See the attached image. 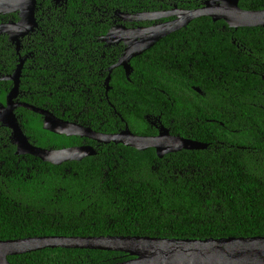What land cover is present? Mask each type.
Segmentation results:
<instances>
[{
    "label": "trees",
    "instance_id": "obj_1",
    "mask_svg": "<svg viewBox=\"0 0 264 264\" xmlns=\"http://www.w3.org/2000/svg\"><path fill=\"white\" fill-rule=\"evenodd\" d=\"M166 1L192 10L209 0ZM140 7V0H68L63 10L47 2L39 11V29L27 40V50L57 65L53 57L74 55L68 44H102L100 39L112 29L114 11L146 10ZM240 7L264 10V0H240ZM18 20V14L0 16V24ZM10 44L8 36L0 37V56H16ZM6 65L11 73L12 63ZM132 65L131 81L124 73L113 75L114 91L127 90L128 95L111 94L131 128L148 129L145 115L157 114L174 135L207 149L183 150L164 159L154 152L128 150L123 160L100 153L55 166L17 155L11 131L0 124V241L49 236L264 237V28L235 30L223 21L200 18ZM79 66L82 72L88 69L85 63ZM31 73V78L22 80L23 89L31 90L27 103L45 109L62 97L68 102L74 99L59 90L61 76L52 78L60 75L58 69L51 66ZM83 77L74 81H85ZM62 79L71 80L66 74ZM6 89L8 85L0 83V104L6 102ZM75 94L80 109L97 102L98 95ZM77 110L64 114L73 119ZM51 111L62 117V111ZM17 116L35 146L62 150L79 142L44 130L43 117L27 109H20ZM83 117L91 120L93 111ZM130 259L119 252L57 248L9 261L116 264Z\"/></svg>",
    "mask_w": 264,
    "mask_h": 264
},
{
    "label": "water",
    "instance_id": "obj_2",
    "mask_svg": "<svg viewBox=\"0 0 264 264\" xmlns=\"http://www.w3.org/2000/svg\"><path fill=\"white\" fill-rule=\"evenodd\" d=\"M60 3L62 0H54ZM39 0H0V16L18 14V22L0 24V36H8L18 47L22 41L34 34ZM177 16L173 22L153 27L128 29L115 26L100 39L104 44H124L125 53L115 67H124L127 76L132 74L131 62L154 48L168 36L186 28L196 19L209 17L214 22L225 21L233 29L264 28V10L246 11L240 7V0H210L203 9L186 12L146 13L135 17L123 16L130 22H150ZM19 50V49H18ZM24 60H20L14 74L2 81L13 82L6 104L0 105V124L11 131V141L17 148V155H30L46 163L61 166L64 163L82 161L96 155L93 148H68L62 150L44 149L33 145L25 134L16 111L27 109L43 117L44 130L67 137H86L99 143H116L136 148L140 151L156 149L159 158L183 150L200 151L207 145L181 136L173 137L163 127L157 138L134 135L130 129L119 135L95 133L92 129L70 123L56 117L52 112L26 103H16L20 94L21 75ZM114 67V68H115ZM110 79L107 81L109 85ZM201 93L200 89H196ZM79 249L105 252H119L131 256L125 262L116 264H264V237L223 238V239H162L149 237H40L23 240L0 241V264H12L10 257L24 255L45 249Z\"/></svg>",
    "mask_w": 264,
    "mask_h": 264
},
{
    "label": "flooded vegetation",
    "instance_id": "obj_3",
    "mask_svg": "<svg viewBox=\"0 0 264 264\" xmlns=\"http://www.w3.org/2000/svg\"><path fill=\"white\" fill-rule=\"evenodd\" d=\"M140 1L143 4V7H140V9H146L144 12H140V11L123 12L121 10L114 11V17H113L114 21L110 29L118 25L125 26L128 29L138 28V27H153L155 25H159V24H163L167 22H173L178 19L177 16H174L171 18L150 21V22H130L129 20H123L120 17V15L135 17L141 14H146V13H161V12H172V11L180 13L183 11L184 12L194 11V10H199V9L204 8V6H202L201 8L192 9V10L179 8L176 4L172 3L173 1H170L167 3L166 0H140ZM47 2H50L56 9H63V10L66 9L67 4H68V0H62L60 3H56V1L54 0H39L37 19H38L39 11L43 8V6H45V4H47ZM165 3L168 8H164ZM108 11L110 10H107L106 12ZM203 18H209V17H203ZM211 20L213 21V19ZM217 22H221V21H217ZM217 22H214V23H217ZM37 31L34 34H36ZM32 35L25 38L22 41V44L20 45V47H18L16 44L9 45V48L14 49V52L16 55L15 57L0 56V83L8 85V89H6L7 90L6 96H8V94L11 92L14 84L13 82L2 81V79L14 74L17 69V66L20 65V60H24L22 75H21L20 94L18 98L15 100L16 103L29 104L26 102V99L31 94V90L23 89L22 80L31 78L32 77L31 72L36 69L50 70V67L52 66L53 68L58 69V72H60V75H55L52 77V78H56L57 76H61L60 80H57V82H62V84L59 85V90L68 92L74 98L68 102V101H65L67 100L65 97H62V100L61 99L59 101L57 100L56 105L49 103V106L48 105L44 106L45 110L52 112L55 116H56L55 112L51 110L54 109L56 111L63 112L62 117H58V116L56 117L64 121L70 122V123H75L80 126L90 128L95 133L104 134V135H119V134L124 133L128 128L136 136L157 138L160 135L161 129L165 127L166 129L169 130L170 135H172L173 137L180 136V135H174V132L172 131L171 126H167L163 124L161 120V116H158L157 114L145 115L147 124L149 126L148 129L141 131L137 128L135 129L131 128L128 122V119L126 118V114L125 116H123L124 112L122 111V109L120 107L118 108L117 105L113 103L112 101L113 98L111 95L113 92L115 95H118V94L121 96L128 95L127 90L118 91V94L116 93L117 91H114L115 86L113 85V81H114L113 75L115 74V72L118 71L115 74V76L118 74L119 76H121V74L124 73L128 81H131V76L134 74V68H133L132 63L135 59L131 62V66L133 69H132V74L130 77L127 76V73L124 67L122 66L115 67L119 63L121 58L123 57V54L125 53L126 46L124 44L108 45V44L102 43L101 41L99 42L102 44H68L71 51L74 53V55L72 57H67V56L53 57V60L57 61V65H51L47 63L46 60H44L43 58L33 56V52L27 50V47L30 49V45L28 46L27 40ZM73 46L74 48H72ZM63 50H65V52L68 51V49H65V48H63ZM42 60L44 61V63L38 64V62ZM47 60L49 62L52 61L50 57L47 58ZM8 62H11L13 66L11 68L12 69L11 73H9L8 66L6 65ZM70 62H73V64H71ZM84 63L88 65V69L83 68V72H82V68H80L79 64H84ZM69 69L71 70V72L69 73L64 72ZM80 72H81V75L84 76L83 79H85V81H76V80L74 81V79L79 78V76H81ZM65 74L68 75V78L71 80H63L62 78ZM108 79H110L109 85H107ZM71 81H74V83L71 84ZM47 84H49V82ZM75 93H81V95L83 94V96H86V97H90V94H93L95 96L98 95L96 97L97 102H94L91 100L92 103H94L93 105L88 106V104L86 103L84 104L85 106H83L80 109L78 100L75 97L76 96ZM57 96H58V93H57ZM116 97L117 98L115 99L120 98L119 96H116ZM66 103H69L71 106H69ZM4 104H6V102ZM122 104H125V102H123ZM20 109L22 108H19L16 111V114ZM75 109H78V110L73 111L72 113L73 119H71V116H66V114H64L66 113V111L75 110ZM91 111H93V118H91V120H85V118L83 117V114L86 113L89 115ZM80 118H82V120H80ZM69 138H73V137H69ZM74 138L78 139L79 142L75 146H72L70 148H81V147L93 148L94 151H96V155L94 156H97L100 153H102L116 160L117 158L118 160L127 159L128 150L136 151L138 153L154 152L158 159H164L165 157L169 155L176 154V153H172V154L166 155L164 158H159L156 149L140 151L136 148L129 147L121 143L116 144V143L111 142L108 144H104V143H99L93 139L86 138V137L77 136ZM11 144L15 146L12 143V141H11ZM5 148H8V146L6 145ZM65 149H68V148H65ZM94 156H90V157H94Z\"/></svg>",
    "mask_w": 264,
    "mask_h": 264
}]
</instances>
